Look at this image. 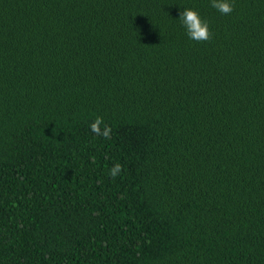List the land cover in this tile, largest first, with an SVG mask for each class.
I'll return each mask as SVG.
<instances>
[{
	"label": "trees",
	"instance_id": "trees-1",
	"mask_svg": "<svg viewBox=\"0 0 264 264\" xmlns=\"http://www.w3.org/2000/svg\"><path fill=\"white\" fill-rule=\"evenodd\" d=\"M231 4L0 0V264H264V0Z\"/></svg>",
	"mask_w": 264,
	"mask_h": 264
},
{
	"label": "clouds",
	"instance_id": "clouds-1",
	"mask_svg": "<svg viewBox=\"0 0 264 264\" xmlns=\"http://www.w3.org/2000/svg\"><path fill=\"white\" fill-rule=\"evenodd\" d=\"M211 6L215 8L220 13H229L232 11L231 0H210ZM178 19L181 25L184 27L185 34L189 39L195 41L207 40L210 36L209 26L207 21H205L194 8H185L179 12ZM92 124L93 130L97 129V124ZM108 134V130L105 129L104 135ZM121 169V165L116 163L110 169V175L115 176Z\"/></svg>",
	"mask_w": 264,
	"mask_h": 264
}]
</instances>
